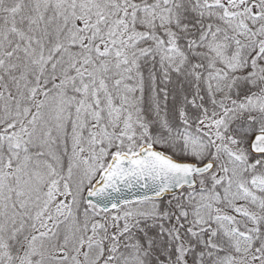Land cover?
Here are the masks:
<instances>
[{"label": "snow or ice", "instance_id": "obj_1", "mask_svg": "<svg viewBox=\"0 0 264 264\" xmlns=\"http://www.w3.org/2000/svg\"><path fill=\"white\" fill-rule=\"evenodd\" d=\"M0 264H264V0H0Z\"/></svg>", "mask_w": 264, "mask_h": 264}]
</instances>
